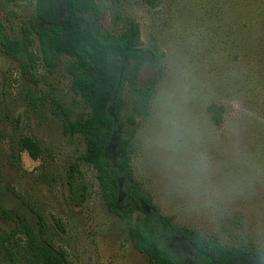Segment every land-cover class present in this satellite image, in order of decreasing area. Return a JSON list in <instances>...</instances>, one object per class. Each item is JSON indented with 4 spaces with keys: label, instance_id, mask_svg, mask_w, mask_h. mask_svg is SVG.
I'll list each match as a JSON object with an SVG mask.
<instances>
[{
    "label": "rangeland",
    "instance_id": "rangeland-1",
    "mask_svg": "<svg viewBox=\"0 0 264 264\" xmlns=\"http://www.w3.org/2000/svg\"><path fill=\"white\" fill-rule=\"evenodd\" d=\"M97 2L102 28L121 32L134 22L142 43L165 53L158 63L146 57L129 67L140 85L155 87L148 110L129 127L144 188L176 224L264 252V0ZM35 8L36 0H0V32L19 35ZM35 49L42 56L38 41ZM69 60L24 66L0 47V227L23 243L29 224L73 264H153L80 160L82 136L66 134L55 111L60 104L73 118L86 112L72 91ZM165 89H178L179 129L158 104ZM214 103L223 110L220 124L208 111ZM124 121L129 126L127 114ZM22 135L40 142L39 158L20 151ZM17 255L0 251V264H34L24 249ZM227 264L264 262L242 256Z\"/></svg>",
    "mask_w": 264,
    "mask_h": 264
},
{
    "label": "trees",
    "instance_id": "trees-1",
    "mask_svg": "<svg viewBox=\"0 0 264 264\" xmlns=\"http://www.w3.org/2000/svg\"><path fill=\"white\" fill-rule=\"evenodd\" d=\"M146 1L158 4V0ZM100 20L97 0H36L31 24L19 35L0 32V47L24 66L34 67L41 59L55 66L61 56L70 59L67 68L72 91L86 112L73 118L60 104L55 111L66 134L82 136L85 151L80 160L95 171L108 210L129 223L131 241L153 264H188V259L191 264H227L242 256L264 262V252L255 246L229 245L216 235L176 224L144 188L134 168L135 132L129 127L148 110L155 87L151 82L140 85L129 67L132 62L143 63L146 57L158 63L165 53L155 45H144L134 22L114 32L102 28ZM37 41L42 56L35 49ZM208 111L220 124L222 107L214 103ZM126 114L129 126L124 121ZM18 144L20 151L40 157L37 139L22 135ZM75 170L80 171L79 165ZM24 227L23 243L15 240L17 232L0 227V251L8 258L18 260L17 252L24 249L25 257L34 264H73L65 250L38 239L29 224ZM12 242L17 247L14 250L9 248Z\"/></svg>",
    "mask_w": 264,
    "mask_h": 264
},
{
    "label": "clouds",
    "instance_id": "clouds-1",
    "mask_svg": "<svg viewBox=\"0 0 264 264\" xmlns=\"http://www.w3.org/2000/svg\"><path fill=\"white\" fill-rule=\"evenodd\" d=\"M176 90H163L158 98V104L161 110L167 114L166 122L171 124L174 129L182 126V119L179 116L180 105Z\"/></svg>",
    "mask_w": 264,
    "mask_h": 264
}]
</instances>
